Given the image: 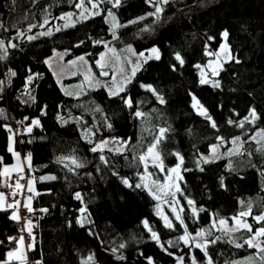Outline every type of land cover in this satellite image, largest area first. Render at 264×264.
Returning a JSON list of instances; mask_svg holds the SVG:
<instances>
[{
  "label": "trees",
  "instance_id": "trees-1",
  "mask_svg": "<svg viewBox=\"0 0 264 264\" xmlns=\"http://www.w3.org/2000/svg\"><path fill=\"white\" fill-rule=\"evenodd\" d=\"M76 3L77 0H0V23L4 25L0 39L6 47L9 41L17 40V47L8 48L7 58L0 60V80L6 82L0 93V157L4 165L12 163L7 150L9 133L4 126L22 121L26 129L31 120L40 121L30 134L25 129L20 134V148L15 144L23 160L27 153L31 154L27 170L39 193L32 194L35 239L33 249L27 252L29 261L84 264L82 260L91 256L87 264H148L147 258L151 257L153 264H177V257L182 256L184 264H191L195 256L198 264H207L202 251L179 240L184 226L173 220V229L165 227L155 215V199L147 189L135 187L144 183L140 178L144 169L133 156L152 142L160 127L169 129L159 146L165 169L177 164L175 153L183 157V180L179 182L183 195L178 192L177 196L179 207H184L181 215L187 232L195 237L197 231L208 230L213 220L229 222L249 204L252 214L246 222L253 232L264 227V222L253 219L264 214V151L260 150L264 148V137L258 143L250 139L264 130V0H170L163 5L159 18L148 15L155 9L146 0H121L118 8L105 0L100 4V15L69 29L35 40L16 38L18 31L40 21L43 14L50 13L57 19L74 12ZM108 9L119 25H126L119 27L115 39L106 22ZM134 20L137 22L129 23ZM225 30L229 33L226 43L231 59L209 83L201 84L199 68L195 66H206L212 56L206 55V50H219ZM104 43L116 50L132 46L137 53L155 47L160 59L145 63L120 96L110 98L103 89L89 90L79 98L64 95L45 61L55 50L66 51L67 60L84 56L98 74L96 62L105 49ZM176 52L183 57V66L175 60ZM10 71L16 75L10 76ZM35 74L39 75L27 89L35 97L33 102L25 94V83L29 75ZM215 81H219V87H213ZM141 85H151L165 103L161 104L157 94ZM121 97H131L134 107L127 108ZM193 97L207 110L216 128L193 108ZM97 107L101 111H96ZM253 108L259 118L254 123L245 121L240 128L238 124L249 117ZM136 110L145 116L136 118ZM230 119L233 124L228 123ZM85 129H92V143L86 140ZM221 137L227 146L239 137L241 153L201 163L200 156ZM113 138L129 141L124 155L90 151L95 143ZM101 154L108 159V165L100 161ZM61 157H75L84 167L70 172L65 165L74 166L70 160L59 162ZM149 171L157 183L164 181L166 172L155 167H149ZM46 176L56 179H41ZM122 178H127L132 187L123 184ZM0 189L9 190L1 176ZM77 192L82 201L75 199ZM185 197L205 211L193 217ZM81 207L87 209L83 227L77 223ZM10 214L9 210L0 211V262L17 247L9 237L24 235L28 241ZM145 220L158 234L159 243L144 227ZM212 232L213 236L206 239L221 237L208 247L213 264H260L258 259H249L256 257L257 250L246 244L235 246L251 235L247 230L226 233L214 228Z\"/></svg>",
  "mask_w": 264,
  "mask_h": 264
},
{
  "label": "snow or ice",
  "instance_id": "snow-or-ice-1",
  "mask_svg": "<svg viewBox=\"0 0 264 264\" xmlns=\"http://www.w3.org/2000/svg\"><path fill=\"white\" fill-rule=\"evenodd\" d=\"M105 0H87V4L91 6V9H97V11L95 12H91L90 9L88 7H85V0H79L78 3L75 4V7L78 9H81V13L80 15L84 18H87V16L85 15V13H90L91 15H100L101 12L99 11L100 8V4L104 3ZM107 3H110L112 5L113 8H118L121 4V0H106ZM146 2L151 5L152 7H154L155 11L152 13H149L148 15H152V16H156L157 18H159V15L164 11L163 5H167L169 4L170 0H146ZM66 16H68L69 18L73 15L72 13H67L65 14ZM107 16L112 17L113 20H115V14L112 12L111 9L107 10ZM61 19H64V16L60 17ZM144 17H141L140 19H143ZM137 21H130L129 23H136ZM48 21L47 19L44 20L43 24H47ZM43 24L39 25L40 27H43ZM126 25H119V24H114L113 27H124ZM37 27V25L32 24L29 25L28 27V31L31 32V30L33 28ZM0 28H4V25L2 23H0ZM5 31H7V29H4ZM59 30V29H57ZM50 32H45V33H40V35H49ZM24 36L23 32H17V36L16 38L22 37ZM229 36V33L227 32V30H225L222 33V37L225 41V43H222L220 48L222 51L226 52V53H230V48L228 46V44L226 43L227 38ZM37 37L35 35H30L27 37V39L29 40H34ZM113 38L115 39V32H113ZM209 40L214 39L213 37H208ZM96 43H100L99 41H96ZM17 45L15 43H12L11 41L8 42L7 47L5 46V41L3 39H0V51H3V55H0V60H4L7 58V54H8V48H16ZM129 51H133L131 48H129ZM150 52L154 55H149L147 57H145L144 53L141 52L139 54L133 52V55H138V57L140 58H144V62H147L148 59H160V53L159 50L157 48H152L150 50ZM206 55H216L217 56V60H219V54L218 53H212V52H208L206 50ZM104 58V54H101V59L98 60L97 66L100 67L101 69L104 68V64L101 63V61ZM175 60L178 62V64L180 66H183L185 61L183 59V57L181 56V54L179 52L175 53L174 56ZM78 59L80 61H85V57L84 56H80L78 57ZM239 62V61H237ZM45 63H48V61H45ZM72 63H75V61H73ZM86 63V61H85ZM139 62H137V64L133 67L132 69V76L134 77L136 74L137 69L139 68ZM175 65L173 66V70H175ZM195 67L197 68H201L200 65H196ZM213 74L214 75H218V73L216 72L215 69H213ZM16 73L14 71H10V76H15ZM39 74H35V75H29L26 79V83H25V89H26V95H28L29 99L32 100L33 102H35V97L31 95L30 91H27L28 86L31 85L33 83V80L36 78V76H38ZM100 75L102 76H107L108 73L105 71H101ZM89 77H85V80H88ZM131 80V78H126L125 80V84L129 83ZM5 81L4 80H0V93L3 92L4 86H5ZM8 83H10V80L8 81ZM57 83H59V80L57 81ZM96 83H99V81H97ZM201 84H206L209 83V80L206 78H203V72H202V78L200 80ZM105 87L108 88V95L109 97H117L120 96V94L122 92H124L125 90V86L124 84L116 86V87H112V86H108L105 85ZM141 87L146 88L149 91H152L154 94L156 93V90L151 86V85H141ZM213 87H219V81H215L213 82ZM65 94H70V93H65ZM157 98L159 100V102L161 104L165 103V100L163 99L162 96H159L157 94ZM19 99V98H18ZM121 100L123 101L124 105L131 109L134 107L133 104V100L131 97H121ZM193 108L197 109L199 112V115L204 116L205 118H207L209 121H212L211 116L208 115V112L206 109L203 108L202 105L199 104V101L196 100L195 97H193ZM96 111H101V109L99 107L96 108ZM133 115L136 118H143L145 116V113H143L140 110H136ZM0 116H3V109H0ZM249 117H251V119H249ZM249 117H245L244 121H241L238 126L240 128L244 127V123L245 121L248 123H254L255 120H257L259 117L257 116V113L255 111V109H251L249 112ZM28 118L25 117V120H27ZM19 123H23L22 121ZM229 124H233L234 121H232L231 119L228 121ZM40 126V121L39 119H33L30 121L29 125L26 127L25 131L27 133H31L33 131V127H39ZM211 126L213 128H216L217 125L214 121H212ZM6 131L9 133L8 136V151L10 153H12V155L14 157H16L17 161L20 160V153L15 151V144L17 143L16 141V135L17 132L14 131L10 126L5 125L4 126ZM108 128H111L112 125L111 124H107ZM169 129L165 128V127H160L158 129V133L154 136L152 142H150L142 152H139L137 155L133 156V160L137 161L139 164L143 165V169L144 172L141 174V181H144L145 179L151 177L153 175L152 172L149 171V167H155L158 168L160 170V172H166L167 174L164 177V183H160L157 184V181L153 180L152 181V185L155 186L157 188V191L159 192H163V195L167 196V195H172L173 197H175V193L180 192L181 195H183L181 188L179 186L178 181L183 180V176L181 175L180 169L181 166L183 165V157L179 154V153H175V155L177 156L178 159V163L176 164L175 167L172 168H168L165 169V165L162 159V155L160 152V148L159 146L161 145V143L166 139L167 137V133H168ZM85 135H94V133L92 132V129H85ZM257 135H260L262 137H264V130H261L260 132L257 133ZM221 141H223V138H219ZM250 139L252 140H256L255 136L250 137ZM240 138L236 137L232 143L236 144L237 141H239ZM89 143H92L91 140H89ZM109 143H113L114 145H116L114 148H108ZM218 146H213L212 148V156L211 157H204L201 156L200 159L204 162V163H210L212 162V159L215 157V152H216V148ZM105 148H107L108 151L110 152H115L116 154L119 155H124L126 151L129 150V141L127 140H121V139H117V138H113L112 141H109L107 139L105 140H101L98 143H95L93 145V147L90 149L91 152L96 153V152H103L105 150ZM261 151H264V148L260 149ZM237 153L239 152V147H237V149L235 150ZM25 159L27 160L28 165H31V154L29 153L27 157H25ZM99 159L101 162H103L105 165L109 164L108 159H106V157L104 155H100ZM125 159H127V156L125 155ZM63 160H70L71 161V165H73L74 167H69V165H65V167L68 168V170L70 172L74 171V169H78V168H82L84 167L83 163L78 162V160L75 157H61L59 158V162H62ZM199 163V162H198ZM0 165H3V157H0ZM185 171H188V169H185ZM201 171H203V169L201 168ZM11 172H17V174L22 173L23 172V168L21 167V165L19 163L12 165L11 167L7 166V165H3L2 169H0V176L3 177H7ZM114 175H118V173H113ZM174 174V175H173ZM20 179H24V177L22 175L19 176V179L16 181L15 185H6L8 187H14L16 190H20L23 189L25 187V185H22L20 183ZM42 180H55L56 177L55 176H46V177H42ZM34 183L35 181L32 179H29L26 182V186H27V191L28 192H33L36 195H39V193L35 192L34 189ZM122 183L125 184L128 187H132V185L130 184L129 180L127 178H122ZM221 186H223V178H221ZM136 188H145L147 189V191L149 192V194L153 197V199L159 200L161 199V197L159 195H157L156 191H153L151 187H149L148 184L146 183H137L135 185ZM175 188V191L173 192L172 189ZM167 190V191H165ZM17 195L16 191L12 192V196L15 197ZM75 199L77 200H81L82 201V196L79 192L75 193ZM185 199L187 200V205L189 206L190 212L192 214L193 217L198 216L199 212H203L205 211V209L203 208H197L195 205V201L192 199H188L187 197H185ZM174 205H178L179 201L173 200L172 202ZM241 204H243V201H241ZM19 207H20V201L19 200H14L13 202L9 203L7 200V197L4 195V193L0 192V211H8V210H12L11 211V215H10V219L19 222L22 217L19 215ZM23 207L29 212H33L34 209L32 208V196H28L26 202L23 204ZM41 211L43 212H47V209H41ZM79 212L81 213V217L77 219V223L83 227L85 225V222L87 221V216L84 215L87 212L86 207H81L79 209ZM172 212L175 214V220L179 222V224L181 226H184L185 228V232L184 235L179 237V240L182 241L184 243V245L186 246H194L195 248L199 249L200 251H202L204 253V256L207 258V264H213L212 258L209 256L208 254V247L211 244H215L218 240L221 239V237L219 236H215L212 239H206V237H212L213 236V232L212 229L217 228V225L220 226V228L218 230H222L224 232H235L238 231L239 229L243 228L245 230H247L249 233H251V235L247 238L244 239L243 244L241 243H235L233 241V243H235V246L237 248L243 247L245 244L250 247V248H254L257 250V255L256 257H250L249 259H258L260 261V264H264V240H258V238L260 237H264V227H260L258 228L255 232H253L252 226L250 224H248L246 221H242V217H247L250 216L252 214V209H251V205L249 204L246 208V210L244 211H240L238 213L237 216L232 217L231 219L235 221V227H229L228 226V220L226 219H219V220H213L211 227L208 230L205 229H201L199 231L196 232L195 237L192 236L191 233L187 232V226L185 225V220L182 217L181 213L184 212V207L180 206L179 210L177 209V207L173 206L172 207ZM159 214V213H158ZM162 219L164 221V225L165 227L169 228V229H173L175 227V225L173 224L172 220L169 219V217L167 215L162 216ZM253 219L255 221L259 222H264V214L258 215V216H254ZM144 227L146 229L149 230V232H151V237L152 239L156 240L159 243V236L158 234L153 231L150 227H149V223L147 220L143 221ZM26 230L28 232L29 237H31L32 241H34L35 237L32 236V221L31 220H27L26 221V228L22 229V231ZM199 237L201 238L199 242L196 241V238ZM10 242H15L18 247L15 248L12 251H9L7 253V258L5 261L0 262V264H10V261L13 259L16 260H26V255L24 254V252L22 251V247L20 246H24L25 245V240L23 235H21L20 237H9L8 238ZM0 243H3V241H0ZM171 243V242H170ZM29 250L33 249L34 244L33 243H28L26 246ZM121 248L124 247V245H120ZM115 251V249L113 250ZM169 255H171V253H169ZM118 259H123V257H117ZM89 260L92 259V257L90 256L88 258ZM148 264H153L152 258L148 257ZM36 264H41L40 261H37ZM177 264H184V257H177ZM191 264H198L197 259L195 256L191 257Z\"/></svg>",
  "mask_w": 264,
  "mask_h": 264
},
{
  "label": "rangeland",
  "instance_id": "rangeland-1",
  "mask_svg": "<svg viewBox=\"0 0 264 264\" xmlns=\"http://www.w3.org/2000/svg\"><path fill=\"white\" fill-rule=\"evenodd\" d=\"M77 2H79V0H77ZM85 7H88L91 12L97 11V9H91V6L87 4V0H85ZM81 11H82L81 9L76 8V10L74 12H68V13L73 14L70 18L68 16H66L65 14H67V13H65V14L61 15V16L65 17L64 19H61L60 18L61 16H59L57 19H55V18L51 17L50 13H47V14L45 13L42 15L41 20L37 21L35 23V25H37V27L33 28L31 30V32L28 31V27L25 28L24 30L20 31V32L24 33V37L26 39L30 35H35L37 37L36 39H38L41 36H49L55 32L64 31L66 29H69V28L75 26L76 24H79L82 21H85L89 18L97 16V15H91L90 13H85L87 18H84L80 15ZM99 11H100V8H99ZM45 19H47V21H48L47 24H43ZM106 22L109 26L110 33H111V36L113 38V32H115V36H116L117 32L119 30V27L114 28L113 25L119 24V23H118L116 18H115V20H113L112 17H109V16L106 17ZM41 24H43V27L39 26ZM57 29H59V30H57ZM45 32H50V34L49 35H40V33H45ZM12 43L16 44L17 40L13 41ZM222 43H225L224 39H223ZM104 46H105V49L102 52L104 54V58L101 61V63L104 64V68L101 69L100 67L97 66V63H96V66L98 68V74H95L92 71V69L90 68L86 59H85L86 63H85V61H80L78 59V57L71 59V60H67V58H66L67 52L66 51H59V50L53 51L52 55L46 60V61H48V63H46V65H47L49 71L51 72V74L53 75L57 86L59 87V89L62 91V93L64 95L69 96V97H73V98H79V97H82L87 91L95 90V89H103L108 94V88L105 87V85L116 87V86L124 84V86L126 88V86L135 77V76L134 77L132 76V69L137 64V62H139L140 66L137 69L136 73H138L140 71V69L143 67V65L145 63H147L148 61L156 60L153 58V59H148L147 62H144V58H140V57H138V55H133V52H135V53H137V52L133 49L132 46H127L121 50L114 49L108 43H104ZM129 48H131L133 51H129ZM150 50H148L147 52H143L145 57H147L149 55H154L150 52ZM216 53L219 54V60H217L216 55H212L211 59L208 61L206 66L199 68L200 80L202 78V72H203V78H206L210 81V78L216 76L213 74V69H215L216 72L218 73L221 70L223 64L227 63L231 59V53H226V52L222 51L221 48H219V50ZM3 54H4L3 51H0V55H3ZM101 54H100L98 60L101 59ZM137 54H139V53H137ZM73 61H75V63H72ZM101 71L107 72L108 75L107 76L100 75ZM86 76L89 77L88 80H85ZM126 78H131V80L129 83L125 84ZM58 80H59V83H57ZM97 81H99V83H96ZM66 92L70 93V94H65ZM196 111L198 112L197 109H196ZM86 140L88 142H89V140L92 141V135H88L86 137ZM233 140L229 141V146H227L228 143L226 141L219 140L216 144H214L210 147L208 153L203 154L201 156L211 157L213 146H218V147L216 148L215 157L212 159V161H217V160L222 159V158H228V157L240 154L241 153V142L239 140V141H237L236 144H233L232 143ZM260 140L262 141V136L257 135L256 136L257 143L260 142ZM109 141H111V140H109ZM115 146L116 145H114L113 143H109L108 148H114ZM237 147H239L238 153L235 151L237 149ZM7 150H8V141H7ZM105 150H107V148H105ZM15 151L20 153L16 149V147H15ZM10 154L12 157V163L8 164L7 166L11 167L12 165L19 163L21 165V167L23 168V172L19 173V174H17V172H11L7 177L1 176L2 182L5 184V187H7L9 190L6 191V190L0 189V192L4 193V195L7 197V200L9 203H11V201L14 198H16L17 195L21 194V192H22V189L16 190L14 187L6 186V185H13V186L15 185L16 181L13 179L14 177H16V176L19 177L20 175H22L24 177V179H20V181H22V182H27L29 179L34 180L28 172H26V176L24 174V172L26 171L25 169L29 168L30 166L28 165L27 160L25 158H24V160H22L21 153H20V160L19 161H17L16 157H14L12 155V153H10ZM199 161L201 163H204L201 159ZM178 162L179 161L177 159V163ZM3 165H1L0 169H2ZM150 167H152V166H150ZM181 168H182V166H181ZM180 172H181V169H180ZM152 181H153V178L149 177V178L145 179L143 182L148 184L149 187H151L153 191H156L157 195H159L161 197V199H159V200L155 199V201H156L155 215L158 216L162 221H163L162 216H164V215H167L169 217V219H171L172 221L175 220V214L172 212V207L175 206L179 210V205H174L172 202H173V200L178 201V196H177L178 192L175 193V197H173L172 195L165 196V195H163V192L157 191V188L152 185ZM179 182L180 181H178V183ZM162 183H164V181ZM157 184H160V183H157ZM33 186L35 189V183ZM25 190L27 193V197L34 194L33 192L27 191L26 185H25ZM13 191L17 192V195L15 197L12 196ZM165 191H167V190H165ZM172 191L174 192L175 188H173ZM27 197H25L22 200L23 211H27L23 207V204L26 202ZM9 211H12V210H9ZM247 217H242L241 218L242 221H246L245 219ZM32 218L30 219L31 221H32ZM26 221H24V228H22L20 222H18L19 227L21 229L26 228ZM15 222H17V221H15ZM163 223H164V221H163ZM33 225L34 224L32 222V227H33ZM228 226L229 227H235L236 226L235 221L234 220L229 221ZM219 228H220V226L217 225V230ZM240 230H245V229L241 228L238 231H240ZM24 231L27 235L28 243H30V242L33 243L31 237H29V235H28V232L26 230H24ZM218 231H222V230H218ZM222 232H224V231H222ZM235 232H237V231H235ZM32 236H33V234H32ZM23 237L25 240V245L20 246V247H22V251L26 255V260H16V259L11 260V261L17 262L18 264H28L27 252L29 249L26 247L28 243L26 242L24 235H23ZM197 239H198L197 242H199L200 238L197 237ZM258 240H264V237H260V238H258ZM16 246L18 247L17 244H16ZM6 259H8L7 254H6ZM89 261L90 260L87 258V259L82 260V263L87 264Z\"/></svg>",
  "mask_w": 264,
  "mask_h": 264
},
{
  "label": "built area",
  "instance_id": "built-area-1",
  "mask_svg": "<svg viewBox=\"0 0 264 264\" xmlns=\"http://www.w3.org/2000/svg\"><path fill=\"white\" fill-rule=\"evenodd\" d=\"M14 131L17 132V135H16V141H17V146L18 148H20V141H19V136L20 134H22V132L24 131L25 129V124L24 123H17L16 125H13V126H10ZM22 154L21 153V157H22ZM29 153H27V156H28ZM23 160V159H22ZM26 171L24 172L25 176H26V172H28L27 169H25ZM15 181H17L19 179L18 176L14 177L13 178ZM20 183L22 185H26V182H22L20 181ZM32 196V195H30ZM27 197V193H26V190H25V187L22 189V192L21 194L17 195L16 198H14L11 202H13L14 200H19L20 201V207H19V215L22 217V219L19 221L22 228H24V221L26 220H30L33 216V212L29 213L28 211H23L22 209V200ZM25 233V231H23V234ZM26 237V236H25ZM26 242L28 243V241L26 240ZM28 264H32L29 259H28Z\"/></svg>",
  "mask_w": 264,
  "mask_h": 264
}]
</instances>
